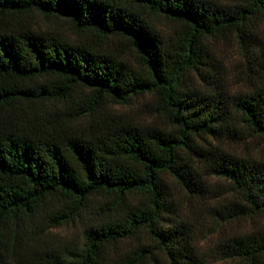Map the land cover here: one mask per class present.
Segmentation results:
<instances>
[{
  "label": "trees",
  "instance_id": "1",
  "mask_svg": "<svg viewBox=\"0 0 264 264\" xmlns=\"http://www.w3.org/2000/svg\"><path fill=\"white\" fill-rule=\"evenodd\" d=\"M33 13L82 37L32 28ZM257 16L264 0H0V264H207L170 217L171 183L201 197L206 177L226 185L218 221L264 220V163L211 141L264 137V81L186 83L210 78V38L243 45ZM158 17L177 25L166 38ZM143 96L163 126L105 108ZM216 249L222 264H264V224Z\"/></svg>",
  "mask_w": 264,
  "mask_h": 264
},
{
  "label": "rangeland",
  "instance_id": "2",
  "mask_svg": "<svg viewBox=\"0 0 264 264\" xmlns=\"http://www.w3.org/2000/svg\"><path fill=\"white\" fill-rule=\"evenodd\" d=\"M225 1V0H218ZM28 24L35 29L55 31L70 39L82 37L77 33L67 19L46 18L38 13H33L27 19ZM152 25L158 33L166 38L177 27L176 24L164 18H152ZM249 29L252 34L250 41L243 45L230 34L209 39V79H202L195 73H190L186 83L204 86L207 82L221 84L229 93L248 91L253 85L264 81V18L257 16L250 22ZM90 39L89 35L83 36ZM115 44V40H111ZM131 64H135V56L131 52L125 54ZM150 99L143 96L135 99L128 106L106 104V110L111 113L125 115L137 123H152L164 125L149 108ZM224 148L228 153L237 157H245L264 163V137L245 136L236 141H213ZM169 182H173L171 179ZM209 191L201 197H193L184 193L175 183H171L170 192L175 204L173 215L185 220L192 232L196 249L207 264H222L219 262V253L216 249L218 242L243 231L259 228L264 224L260 217L251 219H238L229 223H221L215 217L212 209L228 198L225 182L206 177ZM176 219V216L174 217ZM67 233L77 236V228L67 227ZM158 264H167L159 253H155Z\"/></svg>",
  "mask_w": 264,
  "mask_h": 264
}]
</instances>
